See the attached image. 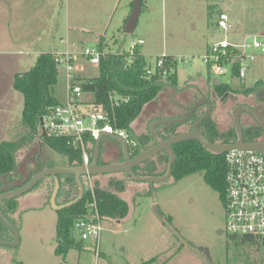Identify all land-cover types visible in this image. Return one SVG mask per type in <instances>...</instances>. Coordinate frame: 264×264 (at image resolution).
Returning a JSON list of instances; mask_svg holds the SVG:
<instances>
[{
    "label": "rangeland",
    "instance_id": "rangeland-1",
    "mask_svg": "<svg viewBox=\"0 0 264 264\" xmlns=\"http://www.w3.org/2000/svg\"><path fill=\"white\" fill-rule=\"evenodd\" d=\"M22 1L28 3L29 19L33 13L34 23L29 26H25L26 15L16 21L9 18V11L3 10L0 144L15 142L29 134L22 119L24 96L14 89L13 82L16 74L29 72L41 54L65 56L68 46L62 41H68L71 54L80 57L86 48L99 49L100 42L104 45L103 53L119 54L130 51L140 39L144 40L142 48L154 70L157 58L163 54L192 58L188 64L181 63L177 67V89L164 88L131 124L130 133L138 140L142 152L174 135L163 125L155 126L157 136L152 133L151 125L157 116L166 117L169 111L178 118L183 117L201 98L214 102L209 119L219 138L210 135L217 143L237 141L240 135L245 141L264 142V132L250 116H240L241 132L233 116L238 106H247L259 115L264 114V53L254 52L257 57L244 79L216 76L204 61L207 45L213 43L214 33L218 31L220 12L228 15L230 26L226 37L223 33L222 38L239 44L250 37L264 43V0H143L133 35L124 33L133 0ZM19 4L21 0H16L13 6ZM77 65L86 66L83 72L74 73L79 78L99 74L98 66L88 64L84 58L77 61ZM58 67L60 75L55 95L63 102L68 74L65 63ZM216 81L229 84L231 90L220 94ZM83 99L90 101L94 96L86 93ZM207 110V105L202 106L195 116L199 118ZM194 121L178 126L177 133L191 130ZM30 146L18 154V160L23 166L33 168L31 157L38 149L37 141ZM44 153L52 156L56 167L68 163L51 150ZM102 153L113 157L107 162L110 164L125 159L123 146L106 138L99 157V163L103 164ZM151 161L153 168L146 164L141 173L165 174L168 169L166 152ZM54 179L49 177L32 191L17 197V204L22 209L21 220L16 212L9 211V215L18 228L20 245L17 248L0 247V264H142L151 259H155L152 264H168L169 259L170 264H264V243L238 247L229 243L224 203L206 184L202 173L178 181L171 177L166 183L156 185L153 191L151 185L123 173L92 176L93 185L126 202L129 213L124 219L103 221L100 257L96 256L94 242L88 240L82 241L83 250H70L64 260L55 255L58 212L51 204ZM85 181L84 177L86 191ZM78 194V188L71 186L67 197L65 193L58 196L57 204L64 205ZM3 237L7 241L14 238L11 231H5ZM75 237L81 241L77 231ZM178 249L180 251L175 255Z\"/></svg>",
    "mask_w": 264,
    "mask_h": 264
},
{
    "label": "trees",
    "instance_id": "trees-1",
    "mask_svg": "<svg viewBox=\"0 0 264 264\" xmlns=\"http://www.w3.org/2000/svg\"><path fill=\"white\" fill-rule=\"evenodd\" d=\"M127 22L128 20H126V24ZM103 47V42H100L99 49L101 51ZM148 66L149 64L143 54L142 47L137 45L132 51L130 50L119 54L110 52L105 53L101 57L100 64L98 65L99 74L97 77H75V82L82 86L85 93L93 94L97 104L103 105L109 110L110 93L129 97L130 102L120 108L116 118L117 126L126 129L130 133L131 124L139 117L147 104L155 100L165 87H171L173 89H177L178 87L176 64L172 66L171 70H169L168 66L162 70L157 69L151 76L147 75ZM164 69L168 70L165 75L163 74ZM59 72L58 64L55 61V55L53 53H44L38 57L34 67L29 72L16 74L14 77V89L24 96L22 119L29 134L15 142H3L0 144V193L22 187L41 170L56 167L54 160H52V156L45 154L44 151L51 150L67 159L68 163L66 166L79 167L84 165L81 151L70 146L66 139L45 137L41 131V118H47L52 113L53 109L60 104L59 99H57L55 95V86L58 84ZM238 72L239 65L235 63L232 69L233 77L238 78ZM231 88L232 86L229 84L221 83L217 89L220 91V94H223L231 90ZM250 90L251 89H248L247 91ZM195 115L196 113L185 124L192 123L193 119L196 121L198 118ZM178 126L181 125L163 127L171 130L172 134H174L173 136H175L179 134L176 131ZM200 131L211 142L217 143L212 139L211 135L219 138V134L215 126L211 124L210 119L206 120L201 126ZM36 141L38 143V149L31 157V159H33V168L26 165L23 166L18 160V154L29 149L32 143L36 144ZM136 141L138 143V140ZM234 142H236V140L225 144ZM245 142L254 141L247 140ZM173 149L176 154V161L172 174L173 179L178 181L194 174L202 173L206 184L213 191L218 193L221 200L224 202L226 189L225 155H218L210 152L199 141L182 142L175 145ZM144 150L146 151L147 148ZM141 152V150H136L133 156H137ZM167 155L169 165V153H167ZM90 156L91 162H93L95 146L90 148ZM146 164L149 166L152 165L151 168L154 166L150 160L135 169L136 175L141 177L160 176L156 175L154 172L141 173L140 171ZM166 171H168V169ZM166 171L165 174L167 173ZM165 174L163 172L161 176ZM58 179L61 185L58 194L59 197L61 193H65L67 197L71 186L77 187L74 176H59ZM52 187H55V185L53 184ZM95 191L100 213L104 221L109 219L119 220L127 217L129 207L126 202L100 188L95 187ZM90 201L91 197L86 189L83 199L78 204L57 211L56 256L65 260L70 250H83V242L78 241L75 237L74 224L78 219L85 217L88 211L87 205ZM18 209L19 205L17 204V198L9 199L2 205L4 214L12 223H14V221H12L9 211H11V213H17ZM5 231L10 230L0 220V239L2 240H5L3 237ZM227 239L229 243L237 247L241 245H257L259 243H264V238L249 236H229ZM0 247L4 246L0 245ZM179 251V249L176 250L175 254ZM154 260L155 259H151L142 264H151ZM15 264L22 263L16 262Z\"/></svg>",
    "mask_w": 264,
    "mask_h": 264
},
{
    "label": "built area",
    "instance_id": "built-area-1",
    "mask_svg": "<svg viewBox=\"0 0 264 264\" xmlns=\"http://www.w3.org/2000/svg\"><path fill=\"white\" fill-rule=\"evenodd\" d=\"M229 17L225 13L219 14L217 22V39L209 46L204 61L211 73L216 76L232 75L233 65H239L238 78L244 79L247 70L255 61V51L264 53V43L258 38L247 37L243 42L231 43L222 34L227 35L229 30ZM68 46L65 56L57 53L55 61L58 66L65 63L67 68L68 87L66 100L60 102L52 113L44 118V130L48 137L63 138L68 144L81 151L85 166L91 164L90 148L96 145L102 134L104 138H120L125 140L131 150H136L138 143L131 134L117 126V112L130 102L129 97L109 94L110 110L95 100L86 101V94L82 86L75 82L74 73L83 72L84 66H78L77 61L84 58L88 64L98 66L101 57L105 54L97 48H86L82 56L73 55L69 50V42L62 41ZM144 40H139L135 46L143 45ZM133 53V52H132ZM192 58L176 57L163 54L156 60L155 70L150 66L147 75L151 76L157 69L188 64ZM86 67V66H85ZM168 70L164 69L163 74ZM42 131V128H41ZM43 132V131H42ZM225 174V198L224 206L227 216V232L229 236H249L264 238V155L255 151L231 150L224 154ZM86 189L91 197L87 205L85 217L78 219L74 224V230L80 235L81 241L94 242L95 253L100 257V241L103 232V217L100 213L96 199L95 186L92 176H85Z\"/></svg>",
    "mask_w": 264,
    "mask_h": 264
},
{
    "label": "water",
    "instance_id": "water-1",
    "mask_svg": "<svg viewBox=\"0 0 264 264\" xmlns=\"http://www.w3.org/2000/svg\"><path fill=\"white\" fill-rule=\"evenodd\" d=\"M143 0H133V10L128 19V22L124 28V33L133 35L137 27L138 20L141 14ZM217 39V36H215ZM221 81H216L215 86L219 85ZM208 106V110L199 117L190 131L179 133L175 136H172L165 140H160L155 146L143 151L137 156H132L128 143L125 140L120 138H115L124 148L125 161L118 164H107L100 165L99 157L101 150V143L104 138V134L101 135L99 140L95 145V158L94 161L88 166H79V167H53L46 168L36 173L32 179L23 185L14 190L6 191L0 193V220L4 225L12 232L14 238L11 241H6L0 239V245L4 247L17 248L20 245V235L17 226L12 223L2 210V205L9 199L17 198L21 195H24L33 189H35L43 180L48 177H55V187L51 196V204L56 211H61L63 209L72 207L78 204L84 197L85 186L83 178L85 176H96V175H106V174H116L124 173L127 176H133L136 180L148 183L153 188L156 184H164L169 181L173 174V167L176 161V154L173 147L177 144L186 141H199L207 150L214 154L224 155L225 153L231 150H246V151H255L264 155V142H245L244 137L240 135L239 140L233 144H220L211 142L201 131V126L210 118L214 110V102L208 98H201L197 100L193 106L188 110V112L181 118L176 119H160L152 123L151 131L155 134L156 125L164 126H177L187 123L192 116L197 112L202 106ZM242 113L248 114L256 124L264 131V120L251 108L249 107H239L235 111V122L236 127L241 132V123L240 116ZM44 118H41V128L43 135L46 137L47 133L44 130ZM168 152L170 159L168 165V171L165 175L158 177H141L136 175L135 169L146 162L152 160L161 153ZM59 176H74L79 194L74 200L64 204L58 205L57 199L60 191V181Z\"/></svg>",
    "mask_w": 264,
    "mask_h": 264
},
{
    "label": "crops",
    "instance_id": "crops-1",
    "mask_svg": "<svg viewBox=\"0 0 264 264\" xmlns=\"http://www.w3.org/2000/svg\"><path fill=\"white\" fill-rule=\"evenodd\" d=\"M12 1V2H11ZM28 1V0H27ZM217 1H219V0H215L214 2H217ZM14 2H15V4H16V0H0V34L2 33V26L4 25V24H2L3 22H2V20H3V18H4V15H3V10H7V11H9V18L10 19H14V20H16V21H18V19H20L21 17L23 18L25 15H26V21H27V24H25V26H29V25H31V24H29V23H34V18H33V13H32V16H31V18L29 19V17H28V14H29V8H28V3H25L24 1H22L21 0V4H19V5H14L13 6V4H14ZM4 7H5V9H4ZM25 11H26V13H25ZM22 12V13H21ZM220 13H222V12H220ZM224 13V12H223ZM219 17V16H218ZM219 19V18H218ZM217 22H218V20H217ZM23 24V23H22ZM216 33L217 32H215L214 33V37L216 36ZM140 40H142V39H140ZM2 42V41H1ZM145 44V43H144ZM143 44V45H144ZM143 45H140L141 47H143ZM209 46H210V44H208L207 45V50H208V48H209ZM142 50H143V48H142ZM207 50H206V52H207ZM143 54H144V56H145V53H144V51H143ZM171 56V55H170ZM82 72V71H81ZM77 73H80L79 71L77 72ZM232 77H233V75H231ZM77 77V76H76ZM222 83V82H221ZM221 83H219V85L221 84ZM165 88H168V87H165ZM169 88H171V87H169ZM174 115L171 113V112H167L166 113V117H163V116H157V118H156V121L157 120H160V119H176V118H178L179 116L178 115H175L174 117H173ZM181 118V117H180ZM155 122V121H154ZM164 126V125H163ZM190 131V130H189ZM183 132H187V131H183ZM182 133V132H181ZM156 135V134H155ZM132 136V135H131ZM157 136V135H156ZM133 137V136H132ZM134 138V137H133ZM106 139H108V141H110V140H113V141H117L115 138H106ZM104 140V139H103ZM103 140H102V142H103ZM162 140V139H161ZM165 140V139H164ZM118 142V141H117ZM159 142V141H158ZM157 142V143H158ZM107 144L108 145H110L108 142H107ZM101 145H102V143H101ZM107 145V146H108ZM156 145V144H155ZM154 145V146H155ZM153 147V146H152ZM151 148V147H150ZM142 153V152H141ZM165 153V152H164ZM168 153V152H167ZM103 154V153H102ZM160 155V154H159ZM124 156H125V154H124ZM135 157V156H134ZM94 158H95V156H94ZM104 159V161H105V163H99L100 165H107V164H110V163H107V162H109V161H111V159H113V157L112 156H110V155H102L101 156V159ZM102 159V160H103ZM94 161V160H93ZM99 162H100V160H99ZM92 163V162H91ZM120 163H122V162H120ZM114 164H118V163H114ZM124 174V173H123ZM113 175V174H112ZM158 177V176H157ZM54 181H55V179H54ZM148 184V183H147ZM148 185H150V184H148ZM156 185H159V184H156ZM155 185V186H156ZM155 186L153 187V188H155ZM153 188L151 187V190L153 191ZM21 211H22V209H21V206H19V209H18V211H17V214H18V219H20L21 220V218H20V215H21ZM18 222H19V220H18ZM56 248V247H55ZM179 253V252H178ZM102 254V253H101ZM175 255H177V253L175 254ZM172 259V258H171ZM66 260V259H65ZM170 260V259H169ZM167 261L166 263H168V264H170L169 262L171 261ZM23 264V263H22ZM152 264V263H151Z\"/></svg>",
    "mask_w": 264,
    "mask_h": 264
},
{
    "label": "flooded vegetation",
    "instance_id": "flooded-vegetation-1",
    "mask_svg": "<svg viewBox=\"0 0 264 264\" xmlns=\"http://www.w3.org/2000/svg\"><path fill=\"white\" fill-rule=\"evenodd\" d=\"M192 106H193V105H192ZM239 107H247V106H238V107H236V108H235V110H234V111H236V109H237V108H239ZM249 108H250V107H249ZM251 109H252V108H251ZM253 110L256 112V110H255V109H253ZM256 113H257V112H256ZM244 114H246V113H242L241 115H244ZM257 114H258V113H257ZM234 115H235V112H234L233 116H234ZM246 115H248V114H246ZM258 115H259V114H258ZM260 115H261L262 117H261ZM260 115H259V116H260L261 118H264V114H263L262 112H261V114H260ZM248 116H249V115H248ZM183 125H184V124H183ZM263 132H264V131H263ZM238 140H239V139H238ZM238 140H237V141H238ZM237 141H236V142H237ZM234 143H235V142H234ZM232 144H233V143H232ZM136 150H141V147H140V145H139V144H138V147H137V149H136ZM136 150H131V151H130V152H131V154H132V156L134 155V153L136 152ZM124 161H125V159H124ZM124 161H123V162H124Z\"/></svg>",
    "mask_w": 264,
    "mask_h": 264
}]
</instances>
